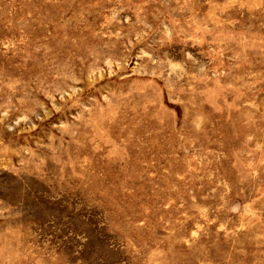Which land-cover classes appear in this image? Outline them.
Segmentation results:
<instances>
[{
  "label": "rangeland",
  "instance_id": "rangeland-1",
  "mask_svg": "<svg viewBox=\"0 0 264 264\" xmlns=\"http://www.w3.org/2000/svg\"><path fill=\"white\" fill-rule=\"evenodd\" d=\"M0 264H264V0H0Z\"/></svg>",
  "mask_w": 264,
  "mask_h": 264
}]
</instances>
